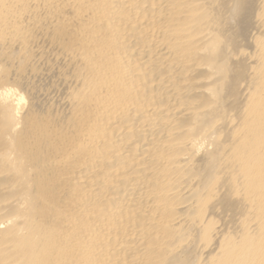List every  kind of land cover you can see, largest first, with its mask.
Masks as SVG:
<instances>
[{"label": "bare ground", "instance_id": "1", "mask_svg": "<svg viewBox=\"0 0 264 264\" xmlns=\"http://www.w3.org/2000/svg\"><path fill=\"white\" fill-rule=\"evenodd\" d=\"M0 264H264V0H0Z\"/></svg>", "mask_w": 264, "mask_h": 264}]
</instances>
